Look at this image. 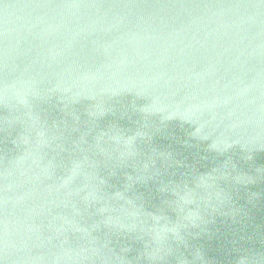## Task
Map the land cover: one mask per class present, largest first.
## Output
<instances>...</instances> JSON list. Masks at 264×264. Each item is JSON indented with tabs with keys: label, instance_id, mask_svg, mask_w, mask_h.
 Returning a JSON list of instances; mask_svg holds the SVG:
<instances>
[{
	"label": "water",
	"instance_id": "water-1",
	"mask_svg": "<svg viewBox=\"0 0 264 264\" xmlns=\"http://www.w3.org/2000/svg\"><path fill=\"white\" fill-rule=\"evenodd\" d=\"M0 264H264V0H0Z\"/></svg>",
	"mask_w": 264,
	"mask_h": 264
},
{
	"label": "clouds",
	"instance_id": "clouds-1",
	"mask_svg": "<svg viewBox=\"0 0 264 264\" xmlns=\"http://www.w3.org/2000/svg\"><path fill=\"white\" fill-rule=\"evenodd\" d=\"M73 175H76V173L74 172ZM71 179V178H70Z\"/></svg>",
	"mask_w": 264,
	"mask_h": 264
}]
</instances>
